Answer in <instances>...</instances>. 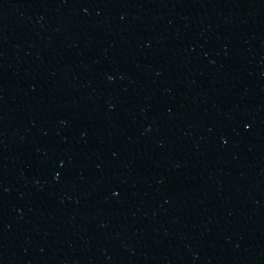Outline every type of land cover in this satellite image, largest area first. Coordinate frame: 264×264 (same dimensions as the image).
Segmentation results:
<instances>
[{
	"label": "water",
	"instance_id": "1",
	"mask_svg": "<svg viewBox=\"0 0 264 264\" xmlns=\"http://www.w3.org/2000/svg\"><path fill=\"white\" fill-rule=\"evenodd\" d=\"M0 264H264V0H0Z\"/></svg>",
	"mask_w": 264,
	"mask_h": 264
}]
</instances>
